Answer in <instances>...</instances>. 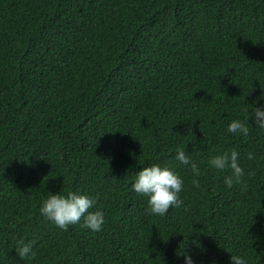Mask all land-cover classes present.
<instances>
[{
  "label": "trees",
  "instance_id": "1",
  "mask_svg": "<svg viewBox=\"0 0 264 264\" xmlns=\"http://www.w3.org/2000/svg\"><path fill=\"white\" fill-rule=\"evenodd\" d=\"M262 93L264 0H0V264H264V133L226 131ZM233 148L246 190L207 163ZM153 163L183 179L163 216L131 187ZM68 190L99 231L38 212Z\"/></svg>",
  "mask_w": 264,
  "mask_h": 264
},
{
  "label": "clouds",
  "instance_id": "2",
  "mask_svg": "<svg viewBox=\"0 0 264 264\" xmlns=\"http://www.w3.org/2000/svg\"><path fill=\"white\" fill-rule=\"evenodd\" d=\"M250 117L254 118L252 123L254 127L264 133V107H253L251 110L243 107L241 116L227 123L226 131L246 138L249 135V126L246 121L249 122ZM174 159L181 165L189 166L193 173L198 172L196 164L190 163V156L184 150H178ZM207 163L212 169L221 172L228 170L223 176V183L227 188L235 185L241 187V190H246L245 172L240 165L239 153L235 148L210 156ZM131 187L135 193L147 197V210L152 214L163 216L171 207H177L182 203L179 193L183 187V179L167 165L153 163L139 168L132 177ZM94 204L95 198L87 194L71 190L62 194L58 191L48 193L46 198L41 200L38 212L62 230L68 225L81 222L83 218L81 226L95 232L101 229L105 217L99 209L89 211ZM15 244L14 251L20 259L31 260L35 256L32 240H16ZM179 255L183 257V264H195L189 253L181 251ZM209 264H217V262L213 259L209 261ZM230 264H246V260L233 255Z\"/></svg>",
  "mask_w": 264,
  "mask_h": 264
}]
</instances>
